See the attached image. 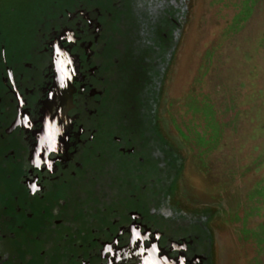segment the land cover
I'll use <instances>...</instances> for the list:
<instances>
[{
	"label": "flooded vegetation",
	"instance_id": "obj_1",
	"mask_svg": "<svg viewBox=\"0 0 264 264\" xmlns=\"http://www.w3.org/2000/svg\"><path fill=\"white\" fill-rule=\"evenodd\" d=\"M128 1H55L22 50L0 33V264H205L159 211L179 169L153 108L170 22L156 18L131 66L116 45ZM125 80L138 104L123 110Z\"/></svg>",
	"mask_w": 264,
	"mask_h": 264
},
{
	"label": "rangeland",
	"instance_id": "obj_2",
	"mask_svg": "<svg viewBox=\"0 0 264 264\" xmlns=\"http://www.w3.org/2000/svg\"><path fill=\"white\" fill-rule=\"evenodd\" d=\"M55 1L0 0L6 48L22 50ZM126 9L116 45L131 66L148 58L156 18L170 22L153 84L157 131L179 161L159 206L166 228L196 241L205 264H264V0H131ZM120 87L123 110L138 104L130 81Z\"/></svg>",
	"mask_w": 264,
	"mask_h": 264
},
{
	"label": "clouds",
	"instance_id": "obj_3",
	"mask_svg": "<svg viewBox=\"0 0 264 264\" xmlns=\"http://www.w3.org/2000/svg\"><path fill=\"white\" fill-rule=\"evenodd\" d=\"M68 38H69V40H71V36H69ZM63 65H64V61H60V67H61V69H63ZM67 75H68L67 72H62V77H61V79H63V77H64V76H67ZM62 86H63V85H62ZM49 140H50V149H51V148L54 147V145H55V139H54V136H53V134H52V132H51V129L49 130ZM48 169H49V171H51V170H52V165H49ZM30 191H31V193H32L33 195H34L37 191H39V188H38V186H37L36 183H33V184L30 185ZM158 238H159V237H157V239H158ZM176 247H177L176 245H173V248H174V249H175ZM179 247H180L181 250H185V249H186V246H185V245H180ZM156 250H157V249H156V245L153 244L152 252L155 253ZM144 264H161V262L155 260V259L153 258V256H152V254H150L149 258L146 259V260L144 261ZM163 264H174V262H173V261H169V260L167 259V257H165V259H164V261H163ZM180 264H185V259H184V257H181V258H180Z\"/></svg>",
	"mask_w": 264,
	"mask_h": 264
}]
</instances>
